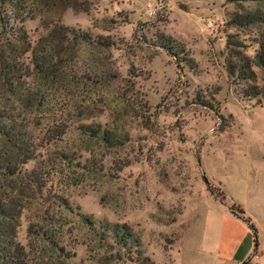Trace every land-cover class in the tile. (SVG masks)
<instances>
[{
    "label": "rangeland",
    "instance_id": "1",
    "mask_svg": "<svg viewBox=\"0 0 264 264\" xmlns=\"http://www.w3.org/2000/svg\"><path fill=\"white\" fill-rule=\"evenodd\" d=\"M11 1L23 19L8 20L31 45L44 49L56 26L73 30L54 36L66 80L43 87L32 134L42 138L50 119L68 127L22 166L31 182L16 241L28 264H264V98L242 96L226 71L235 42L248 56L256 47L232 23L239 5ZM82 32L108 45L85 43ZM8 33L0 24V48ZM27 48L15 51L25 62ZM230 207L253 225L254 255L251 230ZM113 225L137 241L116 242Z\"/></svg>",
    "mask_w": 264,
    "mask_h": 264
},
{
    "label": "trees",
    "instance_id": "2",
    "mask_svg": "<svg viewBox=\"0 0 264 264\" xmlns=\"http://www.w3.org/2000/svg\"><path fill=\"white\" fill-rule=\"evenodd\" d=\"M231 1L239 5L238 12L232 16V23L244 28L256 47L253 55L248 56L237 48L240 43L235 42V46H232V61H229L226 71L232 77V83L239 86L242 96L256 97L259 101L264 98V85L257 83L254 67L264 74V0ZM242 2L247 3L245 8L242 7ZM5 3L6 8H3ZM16 11L18 9L11 0H0V24L9 31V37L0 48V264H28L22 245L16 241L23 191L31 182L30 171L24 170L22 166L35 158L37 148L60 137L68 127L58 125L50 119L42 138H34L32 134V127L41 125L43 119V116L40 121L37 118L46 99L43 87L54 81L63 83L66 80L65 72L58 66L62 54L54 42V36L71 33L73 30L64 26L52 28L43 49L40 43L31 45L25 41L23 30L10 24L8 19L12 18L22 22L23 18ZM7 12L10 16L5 18ZM77 37L85 43L108 45L104 38L97 37L93 40L85 32ZM17 43H20L18 47H28L29 57L25 58L26 62L19 58L18 47H15ZM232 43L234 44V40ZM79 127L81 132H85L88 126ZM92 132L93 137L110 145L120 141L119 136L108 130L100 131L99 135L96 134L97 130H92L88 135ZM202 178L207 190L211 192L205 177ZM229 210L235 217L245 221L251 230L253 249L250 256L254 255L257 243L253 225L248 217L243 216L242 210L240 214L231 207ZM80 219L94 229L91 220L82 215ZM107 228L108 224H102L100 230L95 231L102 236ZM110 229L116 242L137 241L124 226L113 225ZM249 258L246 257L241 264H248Z\"/></svg>",
    "mask_w": 264,
    "mask_h": 264
},
{
    "label": "built area",
    "instance_id": "3",
    "mask_svg": "<svg viewBox=\"0 0 264 264\" xmlns=\"http://www.w3.org/2000/svg\"><path fill=\"white\" fill-rule=\"evenodd\" d=\"M148 13H149V14H152V13H153V9H149V10H148Z\"/></svg>",
    "mask_w": 264,
    "mask_h": 264
}]
</instances>
